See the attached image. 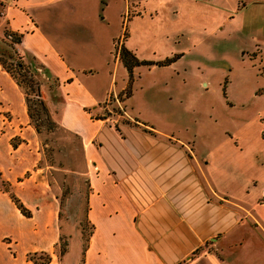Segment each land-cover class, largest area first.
Returning <instances> with one entry per match:
<instances>
[{"label": "crops", "instance_id": "1", "mask_svg": "<svg viewBox=\"0 0 264 264\" xmlns=\"http://www.w3.org/2000/svg\"><path fill=\"white\" fill-rule=\"evenodd\" d=\"M252 1L263 18L264 0ZM0 3L7 29L22 34L19 52L40 65L45 106L80 140L91 225L81 264H263L264 156L251 143L227 131L199 141L178 114L127 108L131 93L123 119L96 114L127 74L114 42L135 53L126 24L147 14L127 16L128 0ZM38 147L24 94L0 64V264H69L55 252L60 200L37 165ZM32 253L49 258L34 263Z\"/></svg>", "mask_w": 264, "mask_h": 264}, {"label": "rangeland", "instance_id": "2", "mask_svg": "<svg viewBox=\"0 0 264 264\" xmlns=\"http://www.w3.org/2000/svg\"><path fill=\"white\" fill-rule=\"evenodd\" d=\"M256 5L252 0H128L127 16L147 14L130 17L126 24L127 44L136 48L135 55L177 58L166 66H136L131 82L126 74L122 87L111 88L113 94L96 114L123 119L129 86L127 108L135 106L140 114L156 110L178 114L182 128L195 131L199 141L213 142L222 131L229 136L238 133L241 143H251L263 157L264 16L255 12ZM6 31L0 14V58L13 69L16 59L8 56ZM118 45L116 40L114 51ZM53 116L49 127L42 113L33 116L39 126L37 165L60 200L62 230L55 252L63 247L59 257L66 254L65 263L68 259L69 264H81L91 230L84 217L86 167L79 137L60 127ZM262 183L264 172L258 174L257 185ZM259 201L264 202V191ZM43 257L39 254L37 260Z\"/></svg>", "mask_w": 264, "mask_h": 264}, {"label": "trees", "instance_id": "3", "mask_svg": "<svg viewBox=\"0 0 264 264\" xmlns=\"http://www.w3.org/2000/svg\"><path fill=\"white\" fill-rule=\"evenodd\" d=\"M125 34V29H123L122 37ZM21 32H15L12 30H9L5 32V36L8 38V41L6 44L11 48V52L8 53V56H14L15 62L13 64V69L6 65L4 61L0 58V64L1 66L10 74V76L14 79L16 84L21 88L23 94H24V101L26 105V111L27 115L29 117V120L31 124L33 125L35 131L37 134H39V126L37 123H35L33 116L38 115L39 113H42L44 116V119L47 123L46 127H49L54 124L53 118L51 119V114L48 111L47 107L45 106L43 100L40 97V84L43 82L38 75H37V67L40 66L38 63H35L32 58H24V55L19 52L18 48L16 47V44L20 41L21 38ZM118 55V59L120 60L121 64L124 66V68L127 71L128 81L131 82V72L133 67L138 65H166L169 64L171 61H174L177 58V55L173 54L171 56H165L158 60H149V59H142L138 58L134 51L124 46L123 43L118 45L117 49H115ZM27 60V61H25ZM23 83L28 88V90L31 93V97H28L27 91L23 89ZM51 85V84H50ZM48 89H52L50 86H48ZM128 93L126 95H130V89L128 86ZM33 104V105H32ZM57 123V122H56ZM58 124V123H57ZM59 125V124H58ZM60 126V125H59ZM61 127V126H60ZM10 197L18 207V209L23 214H28V211L22 206V204L19 202V200L10 192ZM64 251V248L61 247L59 250V253H62ZM44 255L42 260H37L36 257H34V254H28L30 259L34 263H45L49 255L47 253H41Z\"/></svg>", "mask_w": 264, "mask_h": 264}, {"label": "built area", "instance_id": "4", "mask_svg": "<svg viewBox=\"0 0 264 264\" xmlns=\"http://www.w3.org/2000/svg\"><path fill=\"white\" fill-rule=\"evenodd\" d=\"M3 7H4L3 4L0 3V14H1V15L4 14V10H3L4 8H3ZM110 93H112V92H111V89H110V92H108L107 97L110 95ZM112 94H113V93H112ZM106 99H107V98H106ZM116 101H117V99H116Z\"/></svg>", "mask_w": 264, "mask_h": 264}]
</instances>
